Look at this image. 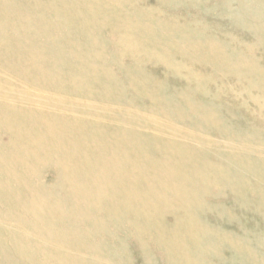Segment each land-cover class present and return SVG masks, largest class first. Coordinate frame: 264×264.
I'll use <instances>...</instances> for the list:
<instances>
[{
	"label": "rangeland",
	"instance_id": "obj_1",
	"mask_svg": "<svg viewBox=\"0 0 264 264\" xmlns=\"http://www.w3.org/2000/svg\"><path fill=\"white\" fill-rule=\"evenodd\" d=\"M90 1H97L93 4L101 5L113 14L124 11L133 21L138 17L140 21H137L134 26L140 30L141 35L145 34L143 29L152 27L157 28L159 33H154L157 37L165 35L161 32L168 27L171 30L178 28V31L173 37L164 36L163 39H159L158 43L153 44L154 46H150L149 42L140 38V43L137 45L139 49L134 51L136 54H132L126 51L117 40L116 35H124L122 30L119 33L110 34V29L102 28L103 31H98L97 38L100 43L102 42L100 54L106 59L102 61L90 59L89 61L98 70L105 66L113 73L121 82L120 86H123L125 101L116 104L103 100L104 103H102L101 98H96L97 91L93 92V90L89 94L83 92L82 96L79 94L74 98L61 97L62 95L48 90L38 91L39 96L47 97L52 94L54 97L52 102L54 105H48L49 107L45 110L62 117L81 114L80 111L95 117V111H98L100 119H106L111 116L112 109L121 108L124 113L135 115L136 120L127 119L125 123L119 124L120 127H127L126 124L138 126L143 130L141 133H151V139L160 134L171 136L172 144L184 141L188 143L186 148L192 145L194 140L196 142L194 146H199L197 165L200 160L211 164L209 166L207 164L200 170L202 172L205 170V174L195 176L190 184L185 185L190 192L188 204H195L191 213L194 214V221L199 227L198 231L203 232V235L197 232L192 239L190 232L181 229L182 231L179 230L177 233L179 237L177 240L183 243V248L177 254L168 252L165 248L167 245L160 240L157 231L159 227L164 229L173 227L175 215L172 211L166 212L162 220L158 217L153 220L142 219L138 216L141 211L137 214L126 212L127 223L122 224L121 217L118 218L120 220L109 217L112 213L106 202L99 200L97 205L96 203L93 205L92 201L82 200L81 193L84 192L85 196L87 191L67 193L66 189L70 185L60 175L61 161L57 156L47 155L44 149L38 151L40 145L35 144L27 146L25 150H31V152L34 150L33 152L37 154L39 152L37 157L48 163L32 158L30 162L32 167L28 170L29 172L26 170V174L22 175L17 174L24 168V163L20 162L18 165L23 167L15 169L17 171L15 176L20 180L17 183L22 185L20 189L15 186L17 179L13 181L12 177L3 176L0 180V237L8 233L16 246L24 248L21 249V256H19L11 249V244L0 241V264H182L180 262L182 257L187 261L193 259L194 264H264V45L257 46V42L260 45V38L256 41L255 36L246 26L247 22H253L249 17L255 16L256 6L253 1L249 2L248 13L246 9L239 11L240 0H119L116 7L113 6L112 0ZM252 12L253 15H251ZM231 14H241V19L235 22L229 19ZM51 23L53 21L49 20L48 24ZM185 26L195 30L196 39H200L205 45L212 41L209 42V49L205 50L210 52L209 55L203 54L202 57L200 52L198 54L188 49L185 37L190 36V39L193 37L192 34L180 29ZM37 28L46 32L44 25ZM223 29L226 35L222 36L220 31L222 32ZM39 32L28 36L22 29L14 28L12 22L5 25L0 18V36L3 37V41L34 39L39 44L48 43V54L57 55L61 63H66V57L72 52L69 46L76 42L78 34L68 36L62 29L58 33H52L56 41L47 42L45 38H39ZM87 32L80 31L83 36H80L78 41L79 44L87 42V49H90L95 43V38L92 36L96 33L93 30L89 31L91 38ZM128 36L129 40L126 44H134L135 38L132 37V33H128ZM166 42L170 43L166 47L167 50L163 47L166 46ZM221 44L226 46L227 54L242 53L245 57L251 55L255 63V72L251 71L250 67L246 69L243 65L240 67L237 65L234 68L233 64L220 68L219 64L223 65L218 58V56L222 57L219 49ZM43 53L47 55L45 51ZM167 53L170 58L165 61L163 57ZM114 55L118 57L114 58ZM237 55H235L236 59ZM1 56L5 59L3 58L4 62L0 65H17L14 63L13 56L7 53ZM117 59L120 65H117ZM27 60L28 65H33L30 58ZM24 63L27 62H21V65ZM126 68L140 69L139 72L131 71L135 76H145L147 79L153 77L160 88L161 98L151 96L148 92H134L125 79L130 73ZM4 69L9 71L8 66ZM5 70H0V74H6ZM222 70L226 72V75L221 73ZM191 73L202 77H193ZM200 79L206 80L204 84ZM251 79L255 84L252 90ZM19 83V80L17 82L10 79L6 85L18 91L28 90L26 89L28 82L21 81L25 85ZM35 83L36 81L33 85ZM200 83L203 86H200ZM181 90L183 93H180ZM191 91L194 92L191 93ZM33 97L37 96L30 91V98L33 99ZM32 101L29 100L27 104H33ZM33 106L38 105L33 104ZM104 109L106 110L102 111ZM181 117L182 120H180ZM193 125L195 127H192ZM160 128H164L165 133L158 132L157 129ZM3 129V125H0V156L8 154L11 145L25 137L22 130L17 133L22 137L20 138ZM187 133L191 141L188 140ZM167 143L171 144L169 141ZM200 145L204 150L202 154ZM163 146L164 144L160 143L159 147ZM194 146L191 150H194ZM164 155L160 152L153 155L154 157L152 155L149 157L152 158L151 161L154 160L162 165L170 160L164 158ZM181 156L189 159L187 154ZM180 158L176 161L182 163ZM215 163L219 165L214 166ZM234 163L238 168L236 173L230 176V169ZM18 165L3 163L0 167L8 172ZM143 167H146V163H143ZM191 170L192 168L190 172ZM220 170H224L228 178L221 180ZM216 171L219 173L214 181L212 177L216 176L214 174ZM166 177L177 184L174 176ZM213 182L215 185L212 184ZM40 187L45 188V195L40 194L38 190ZM233 188L234 190H231ZM139 194L140 196L146 194L144 180L141 181ZM47 196L56 200L53 216L58 211L63 214L61 219L56 218L54 222L49 223L37 212L39 205L37 203L47 199ZM139 204L138 202L137 205ZM74 209L80 213H83V210L90 211L91 222L69 217V212ZM96 221L102 223L97 225ZM85 235H88L87 246L92 247L93 250L77 253L80 256V262H77L76 246ZM51 249L57 252H52Z\"/></svg>",
	"mask_w": 264,
	"mask_h": 264
},
{
	"label": "bare ground",
	"instance_id": "obj_2",
	"mask_svg": "<svg viewBox=\"0 0 264 264\" xmlns=\"http://www.w3.org/2000/svg\"><path fill=\"white\" fill-rule=\"evenodd\" d=\"M85 1L0 0V18L3 19V23L8 25L12 22L14 28L22 29L28 36H32L34 33L38 34L40 30H38L37 27L42 25H44L46 32L40 31L38 36L39 38H45L47 42L56 41L52 33H58L62 29L68 34V36L78 34V37L75 39L76 42L71 43L69 46L72 52L69 53L70 56L66 57V63H61L58 60L59 57L57 55L52 53L48 54V43H45L44 45L39 44L35 42L34 39L16 40L15 42L8 41L6 39L3 41V37L0 36V63H3L5 59L1 56V54L7 53L15 58L14 63L17 64L0 65V70H5V67H9V71L5 70L6 74H0V125H3V130L7 133L10 132L12 134H16L20 138L22 137L17 133L21 130L25 133L24 138L18 139V141L11 145V150L8 154L0 156V164L13 163L18 165L20 162H23L24 168L17 174L25 175L26 170L28 171L32 167V163H30L32 158L44 162L40 159V157H37L39 156V152L37 154L36 152H33L34 150L31 152V150L25 149L29 145H40V147H38V151H42L44 149L47 155L50 154L57 156V158L61 161L62 164L60 163L59 166L60 175L70 185V187L66 189L68 191L67 193H73L74 191H87L88 193L85 196L84 192L81 193L83 195L80 196L82 200H87L88 202L92 201L93 205L94 203L97 205L99 200L106 202L112 213L109 215L110 218L118 219L121 217V223L126 224L127 222L125 220L127 214L130 212L137 214L141 211L138 216L142 219L150 218V220H153L158 217L162 220L166 212L172 211L175 215V223L173 227L170 229H166L167 227L165 229L159 227L157 234L163 244L167 245L165 247L167 248V251L172 252V254H177L183 248V243H180L177 240V233L179 230L183 229L190 232L193 237L192 239H194V236L197 235V232L199 235H203V232L198 231L199 227H197V223L194 221V214L191 212H193L195 204H188V196L190 192L189 188L185 187V185L191 183L195 176L205 174V170L204 172L200 171L202 168H205L207 164L208 166L211 165L209 163L202 162L201 160L197 165V158H199V146H194L196 145V142L193 140L192 145L190 144V146L186 148L188 143L184 141H180L175 144L173 140L172 144L171 136L160 134L154 139H151V133H141L143 130L138 126H128L126 124L127 127H120L119 124L125 123L127 119L133 121L136 120L135 115L124 113L121 108L112 109V112L110 113L111 116L108 118L106 117V119H100L101 116L98 111H95V117L90 115V113H85V111H80L81 114H71L66 115V117H62L56 113L45 110L49 107L48 105H54L52 103L54 100L53 95H47V97L43 95L39 96L38 91L43 92V90H48L51 93L55 92L57 95H62L61 97L74 98L79 96V94L82 96V94H84L83 92L89 94L90 91L93 90V92L97 91L96 98H101L102 103H104L103 100L115 102L116 104L125 101L123 97V86H120L119 83L121 82L116 79L113 73L105 66L104 68H100V70H98L95 68V65H91L92 63L89 61L90 59H96V61L106 59L100 54V52H102V42L100 43L97 38L98 31L102 32V28H105L110 29V34H113L119 33V31L122 30L124 35H116L117 40L126 51L128 50L130 53L136 54L134 51L139 49L137 45L140 43V38L149 42L150 46H154L153 44L158 43L157 41L159 39H163L164 36L173 37L176 35L178 28H173L171 30V28L168 27L161 32L165 35L157 37V34H154L155 32H158L157 28L155 29L152 27L143 29L145 34L141 35L139 32L140 30L134 26L137 21H140L138 17L133 21V19L129 18L124 11L120 14H113V12L110 13L109 10L105 9L101 5L93 4L97 1ZM118 1L119 0H112L114 7L118 6ZM250 1L251 0H240L239 11L246 9L245 11L248 13ZM252 1L256 6L255 16L249 17L253 20V22H247L246 26L248 31L255 36L256 41L260 38V45L257 42V46L262 47L264 45V0ZM80 8H82L81 11ZM253 12L251 15H253ZM240 15L231 14L229 19L235 22L239 21V19H241ZM49 20H52L53 23L48 24ZM91 28L96 33L95 36H92L95 38V43L90 49H87L88 43L79 44L78 39L80 36H83L80 31L87 32V30H89L92 32ZM180 29L192 34V39H190V36L185 37L188 42V49H192L194 53L196 52L199 54L200 52L202 57L203 54H210V52H205V50L209 49V42L212 41H207L209 44L206 43L205 45L200 39H196L197 36L194 35L195 30H191L192 28L185 26ZM224 30L225 29H223L222 32L220 31L222 36L226 35ZM89 31L87 33L91 37V32ZM128 33H132V37L135 38L134 44H126V41L129 40ZM166 43V46H163L165 47V50H167L166 47L170 45L169 42ZM212 47L213 46H211V48ZM248 47L250 48V46ZM219 49L222 57L218 56V58H220L223 63V65L219 64L220 68H224L228 65L232 66L233 64L234 68H236L235 66L237 65L239 67L240 65H243L246 66V69L250 67V70L255 72V63L251 55L249 57H245L242 53L239 55H237V53L233 54L232 52L231 54H227L226 46L224 44H221ZM251 49H253L252 46ZM44 51L47 55H44ZM235 55H237V59L235 58ZM113 57L117 58L118 56L114 55ZM28 58L32 60L33 65H28ZM169 58L170 55H168V53L163 57L165 61L169 60ZM188 60H190V58ZM198 60L200 61V59ZM23 61L27 63L21 65V62ZM117 61V65H120L119 59H117ZM127 70H129L130 73L126 75L125 79L130 83V88L134 92H148L151 96H156L157 98L160 97V88H158L157 81L153 77L147 79L145 76L139 77L133 75L131 71L139 72L140 69L137 70V68ZM222 72L223 70L221 73ZM225 73L223 72L224 75H226ZM142 74L143 73H141V76H143ZM190 75L193 77H200L196 76L194 73H191ZM10 79L16 80L17 82L19 80V84L21 85H25L22 84L21 81L28 82V88L26 89L29 91L11 89L8 85H6L7 81ZM200 80L203 81V84L206 81L204 79ZM35 81L36 83L33 85ZM250 82L252 90L253 85L255 84L254 81L252 82V79ZM196 84L198 85L197 82ZM203 84L200 83V86H203ZM204 88L206 89L207 87ZM30 91L37 97H33V99H31ZM192 92L194 91H191V93ZM180 93H183L182 90ZM249 96H251V94ZM14 97H17L19 100ZM29 100H33V104L38 106L34 107L33 104H27ZM251 102L253 101L251 100ZM207 105L210 106V104ZM105 110L106 109L102 111ZM118 114H120V116H118ZM68 116H71V118H68ZM182 119L183 118L181 117L180 120ZM197 120H199V118H197ZM194 125L192 127H195ZM157 131L165 133L164 128L157 129ZM187 136L189 137L188 140L191 141L188 133ZM168 141L171 144H168ZM160 143L164 144V146L159 147ZM193 146L194 150H191ZM160 152L163 155L166 154L164 155V158L170 159L162 165L156 163L154 160L151 161L152 158L149 157L150 155L153 156ZM203 152V146H201V154ZM83 154H85V156ZM186 154L189 159L181 156H186ZM227 155L230 154L227 153ZM179 158L182 163L176 161ZM76 161H78V163ZM143 163H146L145 168L143 167ZM236 164L238 163L236 162ZM218 165L219 164L215 163L214 166ZM23 166L18 165L13 170L8 172H6L4 168L0 167V180L3 179V176L12 177L13 181L17 179L15 180V186L20 189L22 185L17 183L20 180L17 176H15L17 175V171H15V169ZM190 168H192L191 172ZM237 168V165L234 163L230 169V176H233V174L236 173ZM218 173L219 171L214 172L216 176L212 175V180L214 179V181H216ZM167 175L174 176L177 179V184L171 181L169 177H166ZM206 176L207 175H205V177ZM220 177L221 180L227 177L224 170H220ZM142 180H144V188L146 189V194L144 196H140L139 194L141 191ZM81 181L83 182L81 183ZM145 181L147 182L145 183ZM196 183L197 182L195 181V184ZM212 184H214V182ZM38 190L40 194L45 195L44 187H40ZM231 190H234V188ZM138 202L140 203L139 205H137ZM55 203L56 200L50 198V196H47V199L45 198L44 201H39L37 203L40 205V207L38 205V215L42 216V218L48 223L51 221L54 222L56 218L61 219L63 216L61 211H58L57 214L53 216V207L55 206ZM126 212L128 213L126 214ZM90 214L92 213L87 210H83V213H80L77 209H74L69 212V217L78 218L80 220H88L91 222ZM101 223V221H96L97 225ZM86 232L88 234L90 233L88 231ZM181 235L183 236V233H181ZM87 240L88 235H85L84 238L77 243L76 254L84 250H93L92 247L87 246ZM0 241L11 244V249L21 256V249L24 248L16 246L8 233L2 235V237H0ZM217 246L219 245L217 244ZM95 247L97 249V246ZM251 249L252 248H250V250ZM51 250L52 252H57L55 249ZM75 256L76 261L80 262L79 254ZM103 258L105 259L106 257ZM190 261H187L186 258L183 257L180 260L182 264H194L193 259H190Z\"/></svg>",
	"mask_w": 264,
	"mask_h": 264
}]
</instances>
